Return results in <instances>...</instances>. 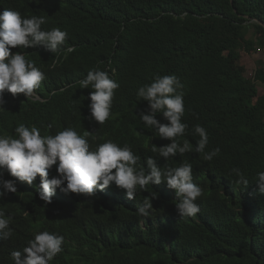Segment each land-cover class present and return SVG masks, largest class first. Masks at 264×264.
<instances>
[{
	"label": "clouds",
	"instance_id": "1",
	"mask_svg": "<svg viewBox=\"0 0 264 264\" xmlns=\"http://www.w3.org/2000/svg\"><path fill=\"white\" fill-rule=\"evenodd\" d=\"M70 1L0 9V264H79L81 255L91 263L103 229L130 231L117 212L137 210L142 221L159 212L174 229L203 207L207 172L180 139L188 129L180 79L157 74L136 92L131 117L121 115L114 69L66 59L84 45L65 46L67 29L47 6ZM194 134V151L211 162L220 149L205 152L204 127ZM233 172L235 185L247 188L244 173ZM255 183L264 194V171ZM41 203L46 210L36 227ZM150 247L133 250L126 264H146L140 252Z\"/></svg>",
	"mask_w": 264,
	"mask_h": 264
},
{
	"label": "trees",
	"instance_id": "2",
	"mask_svg": "<svg viewBox=\"0 0 264 264\" xmlns=\"http://www.w3.org/2000/svg\"><path fill=\"white\" fill-rule=\"evenodd\" d=\"M7 4L26 6L25 0H0V9ZM47 9L67 29L65 46L84 45L78 55L67 54L69 63L114 69L121 115L131 117L136 92L157 74L180 79L188 125L180 139L192 144L194 166L207 172L199 216L173 229L159 212L143 221L137 210L117 212L130 231L103 229L91 263L126 264L133 250L151 244L148 253L140 252L148 255L146 264H264V194L255 183L264 171V94H258L264 67L259 63L247 78L232 65L242 49L264 47V0H71ZM247 25L255 42L244 37ZM196 125L209 134L205 152L220 149L211 162L194 151ZM233 169L244 173L247 188L235 185ZM39 210L36 227L46 206Z\"/></svg>",
	"mask_w": 264,
	"mask_h": 264
},
{
	"label": "rangeland",
	"instance_id": "3",
	"mask_svg": "<svg viewBox=\"0 0 264 264\" xmlns=\"http://www.w3.org/2000/svg\"><path fill=\"white\" fill-rule=\"evenodd\" d=\"M244 37L246 40L256 41L257 34L251 25L245 27ZM259 63L264 67V47L255 45L254 49L250 52L242 49L239 52V57L232 62V65L234 68H239L245 77L252 78L254 72L259 68ZM258 94L260 96L264 94V88L262 86H258Z\"/></svg>",
	"mask_w": 264,
	"mask_h": 264
},
{
	"label": "bare ground",
	"instance_id": "4",
	"mask_svg": "<svg viewBox=\"0 0 264 264\" xmlns=\"http://www.w3.org/2000/svg\"><path fill=\"white\" fill-rule=\"evenodd\" d=\"M100 252V251H99ZM79 264H101V263H90L87 255H81L77 261Z\"/></svg>",
	"mask_w": 264,
	"mask_h": 264
}]
</instances>
